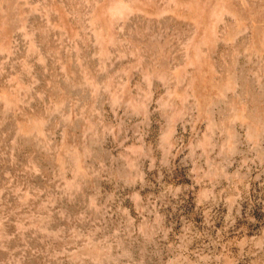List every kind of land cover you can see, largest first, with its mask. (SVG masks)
I'll use <instances>...</instances> for the list:
<instances>
[{
  "label": "rangeland",
  "instance_id": "obj_1",
  "mask_svg": "<svg viewBox=\"0 0 264 264\" xmlns=\"http://www.w3.org/2000/svg\"><path fill=\"white\" fill-rule=\"evenodd\" d=\"M0 264H264V0H0Z\"/></svg>",
  "mask_w": 264,
  "mask_h": 264
}]
</instances>
